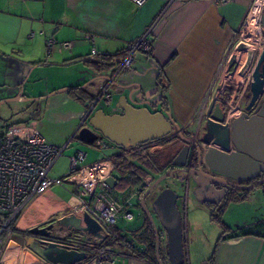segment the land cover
<instances>
[{
    "label": "crops",
    "instance_id": "1",
    "mask_svg": "<svg viewBox=\"0 0 264 264\" xmlns=\"http://www.w3.org/2000/svg\"><path fill=\"white\" fill-rule=\"evenodd\" d=\"M254 1L173 0L167 4L166 0H145L135 5L132 0H0V85L6 86L0 92V100L19 94L25 74H47L45 84L29 86L30 95L25 101L31 102L20 120L28 119L27 124L37 125L54 145L72 146V154L81 149L77 131L88 112V117L98 108L105 109V113L119 112L117 104L123 97L138 107L169 113L176 125L192 131L199 122L211 117L212 103L218 101L212 100L216 91L222 96L226 87L235 86L243 92L249 86L253 56L251 49L242 46V28ZM143 36L146 43L134 50L129 66L120 68L118 62L129 45ZM49 37L57 42L68 41L70 46H53L47 54L46 38ZM262 42L264 39H259L260 45ZM256 48L257 53L262 49ZM93 62L99 65L96 67ZM110 72L115 75L106 88L111 95L107 103L104 96L93 95L92 88L96 82V86L105 87ZM92 73L105 77L92 82ZM224 74L227 77L221 82ZM225 126L222 124L220 130ZM175 137L157 139L150 143L152 147L150 144L131 148L109 145L110 154L86 164L110 159L115 163L109 175L116 180L113 187L120 186L121 162L130 159L140 164L144 156L157 160L162 150L174 143ZM89 145L99 148L94 143ZM176 148L177 145L166 150L165 156L169 153L173 157ZM89 154L86 152L85 161ZM156 175L149 173L142 184L148 187ZM149 176H152L150 181ZM77 179L72 175L66 181L72 185L70 190L60 186L63 192L60 190L55 195L46 189L26 206L16 220L14 232L2 246L0 264H52L27 245V231L71 213ZM113 187L109 186V197L124 203V210L130 212L129 206L138 205L146 190L141 193L140 186L120 189L123 196L119 201L112 196ZM126 189H130L128 196L124 195ZM196 189L188 192L194 195ZM206 192L198 196V203L216 211L211 214V221L219 225L217 238L213 247L206 250L205 257L198 256L199 253L192 257L188 247L186 259L183 245V264H264V192L260 188L231 190L227 199L218 205L207 200ZM186 204L187 192L178 198L177 205L182 233L185 232L189 245L192 242L196 245L200 233L208 237L201 223L187 219ZM231 210L236 212V219L226 220L225 212ZM137 213L144 214L142 209ZM145 215L140 219V228L146 225ZM120 226L128 234L137 229L127 228L125 224ZM164 235L161 232L160 238ZM53 237L63 242L88 238L75 230L69 234L67 229L54 231ZM160 249L164 264H169L166 243L163 247L162 240ZM114 250L117 256L120 252L128 254L122 259L119 257L115 264H153L132 255L122 241L115 242Z\"/></svg>",
    "mask_w": 264,
    "mask_h": 264
},
{
    "label": "water",
    "instance_id": "2",
    "mask_svg": "<svg viewBox=\"0 0 264 264\" xmlns=\"http://www.w3.org/2000/svg\"><path fill=\"white\" fill-rule=\"evenodd\" d=\"M260 24L261 31L264 33V12L260 16ZM231 58L233 59V56ZM92 75L90 80L92 82L99 77H105L95 76L93 73ZM249 88L251 96L246 109L251 110L259 100L260 104L249 116L241 113L233 118L230 131L228 128L218 130V124L214 120L223 121L224 109L219 101L212 103L211 119H207L205 124L207 136L203 140L208 142L211 137L209 142L213 146L200 153L199 162L218 175L202 171L200 168L183 169L188 155L187 146L172 161V166L185 174L179 176L167 170L155 178L140 196L139 206L146 214L155 234L157 264H164L160 257L161 232L166 235V254L169 264H183L184 260L177 191L170 187L165 188L156 194L151 207L146 202L148 195L163 179L168 176L173 177L185 185L186 191L191 186L188 182L191 178L197 189L207 191V200L215 205L227 199L232 189L250 191L260 188L264 192L261 185L264 183V178L251 185L240 183L264 173V48L259 51L252 68ZM133 104L127 97H123L121 103L117 104L119 112L105 113L102 108H98L89 117L90 112H88V124L78 128L77 138L81 142L92 144L95 139L102 136L119 147L129 148L163 138L172 132L173 127L179 134L181 133L180 127L171 120L169 113L165 114L159 110L150 111L147 107H136ZM105 182L113 187L116 180L108 176ZM199 195L203 196V194ZM153 214L157 217L161 229L157 228ZM63 229L69 230V234L72 230L86 234V237L96 244L101 243L105 238L101 225L86 212H80L69 213L44 226L29 228L26 243L44 260L52 264H74L85 257V252L68 250L54 239L53 232Z\"/></svg>",
    "mask_w": 264,
    "mask_h": 264
},
{
    "label": "built area",
    "instance_id": "3",
    "mask_svg": "<svg viewBox=\"0 0 264 264\" xmlns=\"http://www.w3.org/2000/svg\"><path fill=\"white\" fill-rule=\"evenodd\" d=\"M144 1L132 0L135 5H141ZM172 1L166 0V3L169 4ZM216 1L223 3L226 0ZM255 2L256 0L254 5ZM254 5L243 22L242 34L248 37L251 32L256 30L257 36L264 39L260 24V16L264 12V0H261L258 5L254 26L250 27L249 30L245 29L247 17ZM88 37L92 39V36ZM145 43V36L132 42L120 61V68L129 66L133 59L134 50ZM53 46L67 48L70 46V42H57L52 37L46 38L47 54L51 52ZM261 47L264 48V42L261 43ZM226 77L227 74H224L221 82ZM113 80L114 76L109 78L106 86L102 88L101 93L107 103L111 100V96L107 93L106 88ZM219 93V90L216 91L213 95V101L217 99ZM225 104L231 107L228 102ZM232 109L228 110L225 123L232 116L237 115V111L231 114ZM85 119L82 120V123ZM209 119L211 118L209 117ZM93 143L97 147L111 145V142L102 136L95 139ZM65 148L66 146H56L47 140L37 125L21 122L11 125L0 123V252L7 237L14 232L16 220L26 206L51 185H61L64 182L61 178L50 177L49 172ZM85 158L86 152L81 149H77L69 158L70 169L74 174L66 175V181L72 175L78 177L72 192L74 201L70 207L71 213L86 212L89 214L101 225L105 232V238L99 244L88 238L71 242H58L68 250L75 249L85 252V257L74 264H115L119 257L122 259L128 256L124 252H120V256H117L114 250L118 228H120L121 233L124 232L123 227L117 225L118 216L120 214V218L130 221L134 215L132 212L124 210V203L116 202L109 197V186L105 179L114 169L115 163L110 159H100L83 164ZM180 201L183 199L181 198ZM130 248L134 252L133 254H136V250L142 247L136 242Z\"/></svg>",
    "mask_w": 264,
    "mask_h": 264
},
{
    "label": "rangeland",
    "instance_id": "4",
    "mask_svg": "<svg viewBox=\"0 0 264 264\" xmlns=\"http://www.w3.org/2000/svg\"><path fill=\"white\" fill-rule=\"evenodd\" d=\"M255 32H256V30L254 32H251L250 36H248V37L243 36L244 44H242V46L245 48H248L249 51L251 49V51H250L251 57L253 56L252 68H253L254 63L256 61V58L258 56V53H257L258 49L256 47L259 48L261 46L259 44V39H261V37L257 36V34ZM253 41H255V42H253ZM249 44L253 45L252 48L249 46ZM46 75L47 74H45L43 72H40V73L35 72V73H32V75H30L28 73L25 74L21 80L19 94L17 93V94H14V96H12L11 98H8V99L4 98V99L0 100V101H2V103H0V123L1 124L11 125L13 123H19V122L27 123L28 122V119H24V120H20V119L24 117V112L27 110L28 105H30V104H28V102L29 103L31 102V101H25V100H27L28 95H30L29 94L30 93L29 86L32 83L45 84L47 82V78H46L47 76ZM109 75H111V76H109L108 78H111L115 74H112L110 72ZM96 83L92 88V93H93V95H96V96L98 95L99 97L103 98V94L101 93L102 92L101 85L96 86ZM15 87H17V85ZM3 90H6V86L1 84L0 85V92H3ZM239 93L241 94L239 104L241 107H243V105L247 101V95L249 94V89L247 88V89H245V91L239 92ZM21 94H23V95H21ZM16 97H17V99H16ZM98 106L102 107L101 103H99ZM87 124H88L87 121H85L83 126H85ZM205 124H206V122L202 121L201 122L202 127L200 126L198 130H196V127L194 126L192 128L191 135L194 136V133L200 134L202 130H205ZM195 130L197 132H195ZM77 144H79V146L81 147V150L90 153L88 155L86 161L83 162V164H86L87 161L98 159L100 157H103V155H105V154L107 155V154H110V152H112V149L109 147L96 148V147L89 145V144H86L84 142L83 143L78 142ZM110 146L119 147L113 143H111ZM71 154H72V146L65 148V150L58 157V159L56 160V162L54 163V165L50 171L51 175H54V176H51L49 174L50 177L61 178L64 181L61 185L55 184V185H51L50 187L47 188L48 190H52L55 195H59L58 193H60V190H62L61 193L63 192L62 187H64L67 190H70V188L72 187L71 184L66 183V179H67L66 175L74 173L70 169V163H69V158H70ZM150 177H152V176L148 177L149 181H150ZM60 186H62V187H60ZM168 187L176 190L179 197L185 196V193L187 192V204H186L187 219L191 218V220L201 223L202 228L204 229V232L206 234V237H208L206 239L205 236L200 233L198 243L195 245L192 242V245H189L188 239H185V237H184L185 232H184V234L182 233L186 259H187V254H188V247L190 249L192 257L193 256L195 257V254H197V253H199L198 256L205 257L206 252L208 251V248H210L211 246L213 247L215 238H217L216 231L218 230L219 225L217 223H214L213 221H211V214H216V211L212 210L210 207H207V206L205 207V206L201 205L200 203H198L199 192H194V193H196L194 195H192V193L188 192L191 189L193 190L195 188H192L190 186L185 191V185L181 184L179 181H177L176 179H174L171 176H168L165 179H163L157 185V187L153 190V192L151 194L156 195L158 192L160 193L162 190H164L165 188H168ZM124 195L125 196L130 195V189H126L124 192ZM112 196L120 201V198L123 196L121 194V191H120V186L116 185L113 187ZM129 209L134 213V219L132 221H126L125 219H121L120 214H119L118 219H117V225L120 226L121 224H125V226L127 228H138V227H140V225H141L140 219L142 217H144V214L138 215L137 212H138V209H140V208L138 207L137 204H135V205L131 204L129 206ZM225 216H226L225 217L226 220H228V218H229L232 221V220L236 219V217H235L236 212H232V210L225 212ZM153 217H154V221L156 223L157 228L161 229V226L158 222L157 217L154 214H153ZM161 240H162V246L164 247L165 243H166V235H164ZM115 263H117V262H115Z\"/></svg>",
    "mask_w": 264,
    "mask_h": 264
},
{
    "label": "flooded vegetation",
    "instance_id": "5",
    "mask_svg": "<svg viewBox=\"0 0 264 264\" xmlns=\"http://www.w3.org/2000/svg\"><path fill=\"white\" fill-rule=\"evenodd\" d=\"M250 80H251V78H250ZM248 89H249V94L247 95V101L245 102L243 107H241L240 104H239L240 103V95H241V94H239L240 90L237 93L234 94V96H233V98L231 100L223 98L221 96V94H218L217 100L221 103V105H222V107L224 109V120L221 121V122L215 121L216 124H218V130H220L221 125L225 123L227 112H228L229 109H232V106H233V109L231 111V114L235 113L236 111L238 113H237V115L232 116V118L227 123H225L226 126L224 128H228L229 131H230L231 121L233 120V118L237 117L241 113H245L246 116H249L250 114H252L255 111L256 108H258V106L260 104V100L252 107L251 110H247L246 109V105L248 104V101H249L250 96H251V92H250L249 86H248ZM237 98H238V100H237ZM225 102H228L229 104H231V107H229L228 104H225ZM133 105L138 107V105L135 104V103ZM211 110H212V108L210 109V111ZM159 111H162V110H159ZM200 126H201V123L199 122V124H197V126H196V130H198ZM223 129H221L220 131H222ZM196 130H195V132H197ZM180 132L181 133L179 134L177 132V129L175 127H173L172 132L169 135H167V136H176L174 138L175 141H174V143L172 145H170V146L164 148V150H162V155H160V158L157 159V162H158L159 166L163 167V171L161 173L157 174L153 178V180L155 178H157L159 175L164 174L167 170H169L170 173L178 174L179 176L184 175L185 172H179L177 167L172 166V161L174 160V158L180 152H182L183 148H185L187 146H188V152H187L188 155H187V158H186V164H185V166H183V169L190 170V169H199L200 168L202 171H205V172H208V173H211V174H216L215 172L207 169L206 166L203 163L199 162L200 153L202 154L208 147L213 146L212 144H210V142H211L210 138L211 137H209V141L210 142L209 141L205 142L203 140L207 136L206 135V129L202 130L200 134H195L194 133V136L191 135V131L186 129V128H184V129L180 128ZM165 137H163V138H165ZM153 141H155V140L147 141V142H145L143 144H139V145L134 146V147H139V146H142V145L150 144L151 142L153 143ZM150 145H151V147L153 146V144H150ZM176 145H177V148H176L177 149L176 150L177 153L173 157H170L169 153L167 154V156H165L166 155L165 151L169 150V148H171L172 146L176 147ZM216 147H218V146H216ZM216 175H218V174H216ZM262 178H264V173H261L258 177H255L253 179H247V180L241 181L240 183L243 184V185H251V184H254L257 180L262 179ZM188 182H189V184L191 183V186H194V183L191 180V178H189ZM261 185L264 186V183H261ZM194 188H197V186H194ZM232 190H235V189H232ZM196 192H199V194H203V191H201L199 189H196ZM230 193H231V190H230ZM156 196L157 195H155V194L154 195L151 194V195H148V197L146 198V202L149 205V207H151V203L156 198Z\"/></svg>",
    "mask_w": 264,
    "mask_h": 264
},
{
    "label": "trees",
    "instance_id": "6",
    "mask_svg": "<svg viewBox=\"0 0 264 264\" xmlns=\"http://www.w3.org/2000/svg\"><path fill=\"white\" fill-rule=\"evenodd\" d=\"M120 61L118 63H120ZM93 64L96 65V67L97 65H99L98 62H93ZM239 90L240 88L235 86L226 87L222 90V97L231 100L234 94L237 93ZM140 161L142 163L137 164L136 162L128 159V160H124L119 164L120 170L122 172L119 180L120 189L124 190L127 187L140 186L139 191L142 193L147 187L144 184H142V181L145 178V176H147L149 173L159 174L163 171V167L159 166L157 160L155 159H151L144 156L143 158H140ZM262 189H264V186H262ZM138 207L140 208L139 204ZM145 220H146V225L142 226L141 228L139 227L137 229H133L134 231H132L130 234L123 232L121 233L120 228H118L115 242L122 241L127 245V247L130 250H131L130 247L133 245V243L138 242L142 248L137 249L136 254H133L134 252H132L131 250L132 255L147 260L148 262H151L153 264H156L157 262L155 256V234L153 232L152 226L147 216L145 217ZM160 257L162 261L165 263V257L162 255L161 249H160Z\"/></svg>",
    "mask_w": 264,
    "mask_h": 264
},
{
    "label": "bare ground",
    "instance_id": "7",
    "mask_svg": "<svg viewBox=\"0 0 264 264\" xmlns=\"http://www.w3.org/2000/svg\"><path fill=\"white\" fill-rule=\"evenodd\" d=\"M260 2H261V0H256L255 5H254L251 13L247 17L245 29L249 30L250 27L254 26V23L256 20V15H257V10H258V5L260 4Z\"/></svg>",
    "mask_w": 264,
    "mask_h": 264
},
{
    "label": "clouds",
    "instance_id": "8",
    "mask_svg": "<svg viewBox=\"0 0 264 264\" xmlns=\"http://www.w3.org/2000/svg\"><path fill=\"white\" fill-rule=\"evenodd\" d=\"M87 118V117H86ZM224 120V119H223ZM214 121H216V120H214Z\"/></svg>",
    "mask_w": 264,
    "mask_h": 264
}]
</instances>
